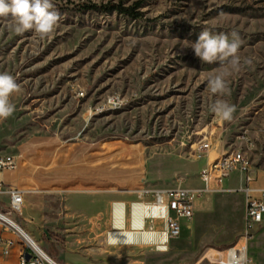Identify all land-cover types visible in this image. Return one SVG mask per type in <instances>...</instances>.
I'll return each mask as SVG.
<instances>
[{"label": "rangeland", "instance_id": "rangeland-1", "mask_svg": "<svg viewBox=\"0 0 264 264\" xmlns=\"http://www.w3.org/2000/svg\"><path fill=\"white\" fill-rule=\"evenodd\" d=\"M53 3L60 21L50 39L0 30V72L20 85L11 97L15 113L0 120V157L21 154L24 177L23 208L11 214L15 172L0 171V212L59 264H214L242 238L245 203L238 194L199 197L195 216L182 222L166 251L143 238L111 244L108 233L135 231L114 225L115 206L134 202L121 192L201 189V171L242 149L245 134L256 144L255 168L264 170V0ZM108 4L135 7L139 16L93 8ZM204 29L237 33L239 55L252 58L231 77L230 95L209 91L208 76L219 65L203 63L191 48ZM217 98L236 106L231 121L210 111ZM204 139L210 150L196 154L194 144ZM49 145L61 146L58 181L42 175ZM1 224L0 264H18L29 245ZM248 254L252 264H264V231Z\"/></svg>", "mask_w": 264, "mask_h": 264}, {"label": "built area", "instance_id": "built-area-1", "mask_svg": "<svg viewBox=\"0 0 264 264\" xmlns=\"http://www.w3.org/2000/svg\"><path fill=\"white\" fill-rule=\"evenodd\" d=\"M244 147L221 154L208 164L200 174L202 188L198 190L183 187H171L165 190H149L144 186L135 190L136 201L129 205L131 218L137 209L145 213V228L159 234L156 247L166 251L172 240L180 238L184 221L195 216V202L205 194H238L245 203L244 231L240 241L227 249L214 264H252L249 258V243L255 241L257 233L264 227V188H256L257 169L251 154L256 148L254 140L247 134L241 137ZM194 152L210 150L206 139L194 144ZM21 156L0 157V171H16ZM237 175L238 185L229 187V181ZM0 183V194L3 193ZM9 195V213H20L24 205V191L11 188ZM161 226L159 229L158 226ZM133 227V223H132ZM10 244V243H9ZM21 250L18 264H48L34 249ZM9 254V250H5ZM30 256V260L26 257Z\"/></svg>", "mask_w": 264, "mask_h": 264}, {"label": "clouds", "instance_id": "clouds-1", "mask_svg": "<svg viewBox=\"0 0 264 264\" xmlns=\"http://www.w3.org/2000/svg\"><path fill=\"white\" fill-rule=\"evenodd\" d=\"M54 9L53 0H0V30L6 29L16 35L34 32L40 40L50 39L60 21V14ZM241 44L242 40L235 32L213 34L207 29L200 31L197 40L191 43L195 56L203 63L219 65L207 80L212 94L218 97L230 95L231 77L252 65V58L239 55ZM19 91L20 85L13 76L0 72V120H7L15 113L16 105L11 97ZM209 107L224 121H231L236 112L235 105L221 98Z\"/></svg>", "mask_w": 264, "mask_h": 264}, {"label": "bare ground", "instance_id": "bare-ground-1", "mask_svg": "<svg viewBox=\"0 0 264 264\" xmlns=\"http://www.w3.org/2000/svg\"><path fill=\"white\" fill-rule=\"evenodd\" d=\"M144 215L145 213L142 209H137L133 215L134 217L133 226L135 227V231L111 232L108 237L109 242L111 244L120 243L126 245H134V243L141 237L146 241L156 244L160 239L159 234L145 230L146 228H144V224H145ZM125 217H126V207L122 205V203L116 205L114 218L117 227L122 228L124 226ZM1 222L6 223L9 227L17 231L21 235V237L26 241L29 247L37 251L47 261L48 264H58L55 261H53L51 257H49V255L39 246V244L26 231H24L18 224L12 221L9 217H7L6 215L0 212V225H3L1 224Z\"/></svg>", "mask_w": 264, "mask_h": 264}, {"label": "crops", "instance_id": "crops-1", "mask_svg": "<svg viewBox=\"0 0 264 264\" xmlns=\"http://www.w3.org/2000/svg\"><path fill=\"white\" fill-rule=\"evenodd\" d=\"M47 149L49 150L48 151L49 155L47 157L48 159H45L46 160V162H45L46 168H45L44 171H42L43 178L45 180H47V181H56V180L58 181V180H61L62 179L61 174H60V166H62L61 165V159H60L61 146L60 145H57V146L49 145V148H47ZM20 156H21V154H20ZM20 159H21V157H20ZM14 172H15V178H16V186H14L13 188H18V189L23 190L22 182L24 180V177H23V173L21 171V160L19 161L18 169L16 171H14ZM256 174H257V182L255 183L254 186L256 188L263 189L264 188V170H257ZM233 177L236 178V180L238 178L237 175H234ZM3 179H4V176H2V174L0 172V183L4 184L5 182L3 181ZM228 186L229 187H236L235 185L234 186L228 185ZM134 190H132V191L130 190V192H126L125 191V192H121V193H124V194L131 193V194H133L132 195L133 197H131V198H133L134 201H136V195L134 193L135 192ZM132 202H130L129 204H127V202H119V203L127 204V211H128V206ZM8 203H9V201H8ZM115 204H117V203L113 204V208H114ZM132 223H133V219L132 218L129 219V220H127L125 218L123 227H125V229H129V230L132 229L133 230ZM114 225H115V222H114ZM144 228H145V224H144ZM158 228L160 229L161 226L159 225ZM262 231H264V227L259 233H257L255 241L258 240V236L260 235V233ZM112 232H115V231H112ZM110 233H108V237H109Z\"/></svg>", "mask_w": 264, "mask_h": 264}, {"label": "trees", "instance_id": "trees-1", "mask_svg": "<svg viewBox=\"0 0 264 264\" xmlns=\"http://www.w3.org/2000/svg\"><path fill=\"white\" fill-rule=\"evenodd\" d=\"M93 8L100 10H104L106 12H117L119 14H124L130 16L132 18H138L139 13L135 10V7H124L122 4H108L103 7H96Z\"/></svg>", "mask_w": 264, "mask_h": 264}, {"label": "water", "instance_id": "water-1", "mask_svg": "<svg viewBox=\"0 0 264 264\" xmlns=\"http://www.w3.org/2000/svg\"><path fill=\"white\" fill-rule=\"evenodd\" d=\"M26 259H27V260H30V256L28 255V256L26 257Z\"/></svg>", "mask_w": 264, "mask_h": 264}]
</instances>
